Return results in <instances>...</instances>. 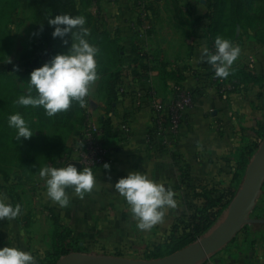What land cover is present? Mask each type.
Returning <instances> with one entry per match:
<instances>
[{"label":"crops","instance_id":"0c3cea01","mask_svg":"<svg viewBox=\"0 0 264 264\" xmlns=\"http://www.w3.org/2000/svg\"><path fill=\"white\" fill-rule=\"evenodd\" d=\"M81 1L79 7L92 17L96 31L117 39L116 46L124 51L123 68L131 64L127 53L134 45L150 53L148 79L155 97L166 98L174 82L163 71L179 72L182 85L195 91L200 84L202 91L184 112L176 139L162 147L157 137L149 138L154 129L151 98L142 93L147 79L123 77L125 97L113 108L101 102L90 109L108 149L110 168L94 171L95 186L83 197L67 188L70 202L66 207L45 195V182L37 173L30 182L36 190L31 203L36 213L29 214L24 224L13 218L9 225H1L0 248L14 246L26 251L29 246L34 257L50 255L53 234L58 232L65 236V245L83 252L131 259L164 256L174 225L201 205L198 193L215 190L218 195L228 189L238 155L254 140L255 132L264 128V39L229 38L241 51L230 68L232 87L217 95L204 85L201 49L215 48V37L225 38L227 33L223 32L222 15L210 9L208 0ZM141 12L148 13V31L141 29ZM128 121L130 131L124 134L119 126ZM130 171L145 173L175 193L177 206L168 209L163 222L148 231L137 228L124 198L114 189L116 181ZM8 185L10 188L11 181ZM262 194L264 187L260 197ZM202 264H264V225L242 229L227 247Z\"/></svg>","mask_w":264,"mask_h":264},{"label":"rangeland","instance_id":"374dc122","mask_svg":"<svg viewBox=\"0 0 264 264\" xmlns=\"http://www.w3.org/2000/svg\"><path fill=\"white\" fill-rule=\"evenodd\" d=\"M216 1L222 12L221 24L224 27L223 32L227 33L226 39L235 35L239 40L264 39V0ZM79 4L82 6L81 0H0V75L9 81L11 86L10 89H5L0 78V195L13 206L20 204L21 211L15 217L18 224H24L29 214L36 213V208L31 206L36 190L30 182L41 167L55 164L68 153L81 130L83 112L90 110L95 104L106 103L113 84V74L119 63L116 53L119 49L115 48L114 44L117 39L98 34L95 22L90 19L88 12L80 9ZM58 14L85 17L84 27L88 29L86 39L98 49L95 57L98 78L89 86L84 107L73 101L68 110L48 116L42 107L22 106L15 101L21 95H35V90L29 92L30 85L27 81L33 69L40 67L52 56L66 52L70 47L73 39L70 34L64 37V40L68 41L67 44L51 36L54 26H49L47 19ZM130 54L127 53V57H130ZM16 112L25 118L34 132L27 140H16V130L8 126V116ZM254 151L250 153L248 161ZM243 173L244 171L241 172L240 181ZM263 187L264 183L262 191ZM257 202L250 217L264 219V194ZM2 219L5 220L4 223ZM2 219L0 227L9 225L8 218ZM40 226L47 229V225ZM243 229L248 230L249 225ZM56 233L53 234L54 246ZM26 251L29 252V246ZM78 251V247L69 250ZM171 253L169 250L165 255ZM215 255L216 253L210 258ZM61 256L63 255L59 253L56 255L53 248L52 254L35 257L36 264H54ZM152 258L154 257L142 259Z\"/></svg>","mask_w":264,"mask_h":264},{"label":"clouds","instance_id":"9594fccd","mask_svg":"<svg viewBox=\"0 0 264 264\" xmlns=\"http://www.w3.org/2000/svg\"><path fill=\"white\" fill-rule=\"evenodd\" d=\"M85 22L82 15L58 14L53 18L48 17L47 24L54 26L52 38H59L62 43L67 44L64 37L70 34L73 38L70 47L29 73V92L35 90V95H21L15 103L42 107L48 116L68 110L73 101L78 102L81 107L86 105L85 97L89 94V86L98 78L95 60L98 49L86 39L88 29L84 27ZM214 47L213 53L204 46L201 49V59L212 66L216 76L225 78L241 49L221 36L215 37ZM10 62L8 57V63ZM8 126L16 130L15 139L18 141L21 138L27 140L34 134L19 112L8 116ZM103 167L109 169L110 165L105 163ZM38 174L45 182V195L61 207L68 206L70 202L67 188H72L74 194L83 197L94 188L96 182L91 168L84 167L78 171L71 163L63 167L44 165ZM114 189L124 198L140 230L148 231L162 223L165 212L177 206L175 193L171 188H166L162 182L150 179L139 171H130L119 178ZM20 211V204L13 206L0 195V219L15 218ZM0 264H36V258L31 252L4 246L0 248Z\"/></svg>","mask_w":264,"mask_h":264},{"label":"water","instance_id":"95a60500","mask_svg":"<svg viewBox=\"0 0 264 264\" xmlns=\"http://www.w3.org/2000/svg\"><path fill=\"white\" fill-rule=\"evenodd\" d=\"M264 183V136L250 157L234 196L216 223L196 241L159 258L131 259L96 252H69L54 264H199L223 249L246 225H264L250 217Z\"/></svg>","mask_w":264,"mask_h":264},{"label":"built area","instance_id":"2783aa9c","mask_svg":"<svg viewBox=\"0 0 264 264\" xmlns=\"http://www.w3.org/2000/svg\"><path fill=\"white\" fill-rule=\"evenodd\" d=\"M109 1L115 3L116 0ZM153 1L159 2L161 0ZM147 17V12H141L140 18L143 21L141 29L144 31L150 29V22L147 21ZM142 50L147 54V59L150 61V53L145 48H142ZM209 51L214 53L215 48H211ZM141 56L144 61L143 54H141ZM204 80L205 87L212 89L217 95L224 94L228 87H232L228 78L216 76L215 71ZM146 83L147 87L142 93H147L151 98L150 108L153 114V133L155 137L158 138L162 147H168L178 136L184 112L193 106L194 98L201 93L202 89H199L200 84L197 86V89H199L198 91L197 89L192 91L181 83L173 82L167 97L160 99L153 95V89L149 79L146 80ZM117 92L118 99H122L128 93L124 87L123 81L122 85L118 87ZM114 106L113 104V107ZM119 130L124 134H128L130 131L129 121L122 122L119 126ZM69 162H74L78 166V171L84 167H88L91 168L93 172L99 168H103L105 163H111L108 149L102 140L101 131L93 119L90 110L85 111L81 130L75 138L70 150L64 157L56 161L55 165L64 166Z\"/></svg>","mask_w":264,"mask_h":264},{"label":"trees","instance_id":"16d2710c","mask_svg":"<svg viewBox=\"0 0 264 264\" xmlns=\"http://www.w3.org/2000/svg\"><path fill=\"white\" fill-rule=\"evenodd\" d=\"M210 9L213 12H217L218 15H221L222 12L218 8V3L216 0H208ZM88 16L90 19L92 18L89 14ZM98 32V31H97ZM98 34L109 37L106 33H100ZM115 48L119 49L116 50L118 59L117 68L115 70V73L113 74V84L111 87V90L108 93V98L105 103V105L108 108H113V104L116 103L118 100V92L117 89L120 85H122L123 77H129L134 81H137L138 79H148L149 71L151 70V67L149 66V61L147 59V54L143 52L142 48L139 45H134L130 51V55L132 57L130 66L125 69L122 67L123 64V57H124V51L122 48L116 46V40H115ZM144 56V61L142 60V56ZM203 68L205 70V74L202 75V77L208 78L215 70L212 68L210 64H208L206 61H204ZM129 71V73H127ZM165 76L172 78L171 80H174L176 83H180L182 80V77L179 72H164ZM201 77V78H202ZM1 81L5 89H10L11 86L9 84V81L4 78L2 75H0ZM229 78V75L226 77ZM3 80H6L3 82ZM86 111V110H85ZM83 112L82 118H81V125L84 120V114ZM255 138L254 140L249 144L248 147H246L239 155H238V162L236 171L233 174L231 186L226 189L224 192L219 193L217 195L215 190L205 191L201 190L198 195L196 194L194 196L200 198L202 200V203L200 206H196L192 211H189L188 214L184 216L176 225L173 227L174 236L170 238V246L169 250L171 252H174L192 242L197 240L201 235H203L215 222L219 219L222 212L234 196V193L240 183L241 178V172L244 171L247 163H248V157L252 151L256 149L258 146V142L261 140V138L264 136V128L259 129L255 132ZM155 137V134L152 133V136H149L150 140L153 141ZM176 230V231H175ZM178 230V232H177ZM65 236H63L60 233H56L55 237V254L57 253L65 255L69 253V250L72 249L69 245H65L63 243ZM168 250V251H169ZM154 258L162 257L161 254L153 256Z\"/></svg>","mask_w":264,"mask_h":264}]
</instances>
